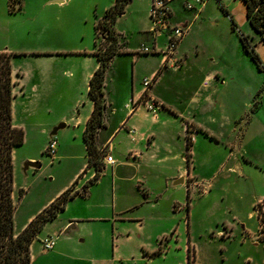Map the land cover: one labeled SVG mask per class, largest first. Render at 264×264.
I'll use <instances>...</instances> for the list:
<instances>
[{"label":"crops","instance_id":"0c3cea01","mask_svg":"<svg viewBox=\"0 0 264 264\" xmlns=\"http://www.w3.org/2000/svg\"><path fill=\"white\" fill-rule=\"evenodd\" d=\"M5 1L9 3V0H0L1 4ZM135 1L126 5L125 13L115 23L120 52L114 55L106 71L104 125L96 138L98 150L111 155L115 164L102 160L103 169L91 184L97 168L89 164L84 134L94 111L89 89L90 80L100 66L95 52L103 43L97 38V19L91 50L54 46L38 55L49 59L46 76L54 89L65 87L63 100L69 101L65 106L70 108L69 112H61L58 121L65 127L54 136L58 142L55 156L49 157L45 152L52 131L42 151L55 167L53 176L66 160V175L57 191L29 213L25 224L16 232L25 229L69 188L79 195L70 199L65 209L37 235L31 246L32 259L38 242L52 237L56 241L53 249L43 250L42 243L38 249L45 255L46 264H57L56 261L59 264H188L189 245L194 248L197 260L194 238L201 233L200 225L210 218L213 222L208 225L216 227L210 232L212 238L218 237L224 244L238 241L243 246H259L258 226L254 228L252 222L257 219L260 225L256 205L262 202L264 206V190L247 188L233 192L228 181L233 175L242 174V159L261 168L264 179V138L257 137L264 136V123L261 122L262 128H252L256 115L251 122L233 119L231 110H225L221 92L236 77L225 67L224 56L219 57L223 64L212 57L207 61L205 58H210L207 50L190 42V27L209 0L204 5H196L195 10L186 6L187 1L193 0L171 2L169 23L186 28L172 54L166 52L168 31H153L149 9L152 0L141 10L144 17L134 19V28L118 29ZM56 2L66 5V0ZM115 3L116 0L109 8ZM178 5L184 12L193 11V19L189 20L188 16L180 19ZM126 34L140 35V43L131 41ZM144 47L150 51L143 52ZM257 51L261 57L264 44ZM0 52L13 55L8 48L0 47ZM232 69L238 71L236 65ZM13 73L16 98L26 93L22 76L14 66ZM147 78L153 81L145 96ZM152 101L161 107L149 110L147 103ZM190 135L193 142L189 153ZM247 144L259 152L251 155L244 151ZM28 160L40 162L35 157ZM57 160L59 164L55 165ZM41 164L43 167L44 163ZM51 180L56 181V176ZM240 202L247 205V214L240 208ZM216 208H220L219 213L210 216V210ZM224 229H229L231 238H220ZM163 237H166L164 242ZM225 250L222 245V253Z\"/></svg>","mask_w":264,"mask_h":264},{"label":"rangeland","instance_id":"374dc122","mask_svg":"<svg viewBox=\"0 0 264 264\" xmlns=\"http://www.w3.org/2000/svg\"><path fill=\"white\" fill-rule=\"evenodd\" d=\"M114 1L66 0V5H63L56 0H25L24 6V0H9V3L5 1L4 4L0 2V47L8 48L13 52L12 56H15L13 66L22 76L26 93L16 97L13 105L14 122L25 132L23 145L17 147L14 152L16 188L14 201L18 207L15 216L17 232L27 221L29 213L37 210L57 191L66 175L67 161H63L64 164L57 167L58 171L55 172L57 175L53 176L54 171L52 170L55 167L49 164L48 156L42 154V151L48 133L60 124L58 122L60 113L65 110L69 112L70 108L65 107L66 104L69 105V101L67 98L63 100L65 87L59 86L58 89H54L46 76L48 71L46 64L49 59L38 55L42 54L44 49L54 46L82 47L91 50L94 47V23L96 19V22L99 21L103 11L109 8ZM147 1L150 0L135 1L127 17L122 20L118 28L120 31L134 28V19L144 17L142 11ZM222 6L235 20L237 31L233 29L232 21ZM149 9L151 10V7ZM177 11L180 19L185 16H188L189 20L193 19L194 12H184L181 5H178ZM189 31L190 42L203 47L210 55V58L209 56L205 58L207 61H210L212 57L223 64L219 57L224 56L225 67L227 66L232 77H236L233 82L229 80V86L222 89L221 95L226 105L224 109L229 112L231 110V116L233 119L237 118L238 121L242 118L244 122H251L256 115L252 128H262L261 122L264 123V71L257 67L251 56L243 49L240 36L249 34L256 50L261 51L263 43L247 19L245 2L243 0H221L220 4L218 0H209L204 11L194 19ZM100 34L99 39L102 41ZM127 35L131 41L140 43V35ZM261 55L264 62V52H261ZM235 65L238 71L232 69ZM231 70L233 73L230 72ZM257 137L264 138L262 134ZM189 139L193 142L191 135ZM244 151L251 155L259 152L251 144H247ZM29 157L40 159L38 161L44 163V166L36 171H25V164L29 161ZM56 164H59L58 160ZM242 164V174H239L241 177L233 175L234 178L228 181L231 184L230 191L234 189L235 192L246 191L247 188L249 190L254 188V191L264 190V179L260 175L261 168L243 159ZM55 176L56 181H52V177ZM217 190L212 194H216ZM21 193L24 195L21 196ZM220 208L210 210V216L219 213ZM240 208L245 210L246 214L248 213L247 205L244 203L240 202ZM199 214L201 217L204 216L201 212ZM211 222L213 218L203 222L199 228L201 233L194 238L198 261L195 260L193 264H248V261L250 264H264V228L260 227L261 223L257 224V219L253 220L252 225L254 228L258 226L256 239L257 243L259 242L258 247H253L251 244L243 246L238 241L224 244L218 237H215L217 239L212 238L210 232L216 230V227L209 226L208 223ZM219 236L222 239H229L232 234L229 229L227 231L224 229ZM44 239L40 240L36 246L32 264H46L45 255L38 252L41 243L43 250H46L43 244ZM222 245L226 248L224 253L221 251ZM247 256L250 258L247 259ZM56 262L59 264L58 261Z\"/></svg>","mask_w":264,"mask_h":264},{"label":"trees","instance_id":"16d2710c","mask_svg":"<svg viewBox=\"0 0 264 264\" xmlns=\"http://www.w3.org/2000/svg\"><path fill=\"white\" fill-rule=\"evenodd\" d=\"M131 0H116V3L109 8L96 24L97 38L102 37L101 47L95 52L100 66L90 80L89 94L94 102V111L90 117L84 134L87 144L89 164L95 165L97 175L90 181L93 183L98 179L103 169L101 157L103 152L98 150L96 144L97 132L104 125V112L106 108L104 100V83L106 71L114 55L120 52L118 33L115 30V23L119 16L123 15L126 5ZM246 4V16L254 32L260 37L264 44V0H243ZM221 4V0H218ZM223 10L230 17L233 29L238 27L222 6ZM243 49L251 56L257 67L264 71V63L260 54L252 44L249 35L240 36ZM14 73L12 65V54L0 52V264H32L31 246L37 235L43 230L48 221L54 220L59 212L65 209L66 203L76 197L78 192L72 193L73 188L66 190L49 207L41 211L30 224L20 233L15 228V213L17 205L14 201V152L23 145L25 132L14 122L13 101ZM192 142L189 139L187 144L190 153ZM89 187V185L87 186ZM23 194L21 193V196ZM256 207L260 209V204ZM259 216L260 213H259ZM264 221V217H263ZM194 248L189 245L188 264H193ZM158 253H154L157 255Z\"/></svg>","mask_w":264,"mask_h":264},{"label":"built area","instance_id":"2783aa9c","mask_svg":"<svg viewBox=\"0 0 264 264\" xmlns=\"http://www.w3.org/2000/svg\"><path fill=\"white\" fill-rule=\"evenodd\" d=\"M174 0H152L151 4V10L150 15L153 22V31L154 32H160L162 30L168 31V43L166 46V52L169 54H172L177 46L179 45V42L182 40L186 33V28L183 25H173L169 23V17H170V4ZM207 0H193V1H187V8L189 10H195L196 5H204ZM150 49L147 47L143 48V52H149ZM152 79L147 78L144 80V89H145V96H147L148 89L152 85ZM149 100H147L148 102ZM138 104V102L135 103V106ZM147 107L149 110L156 111L161 107V104H158L156 102H153L148 104ZM57 139L56 137H52L50 139V142L47 146V154L50 157H54L57 150ZM114 165L115 160L114 158L109 154H103L101 157V161ZM260 204V209H258V214L260 213L261 216H259V222L261 223V228H264V206L262 205V202ZM223 233V232H222ZM162 242L166 241V237H163L161 239ZM55 239L52 237H46L43 240L44 247L46 250H51L55 246Z\"/></svg>","mask_w":264,"mask_h":264},{"label":"water","instance_id":"95a60500","mask_svg":"<svg viewBox=\"0 0 264 264\" xmlns=\"http://www.w3.org/2000/svg\"><path fill=\"white\" fill-rule=\"evenodd\" d=\"M64 127H65L64 125H59L58 127L54 128L53 131L51 132L50 136L51 137L56 136L57 133H58V131L61 130V129H63ZM31 167L34 168V169H40L42 167V164H41V162H31V161H28L25 164L24 170L27 171ZM177 183H179V182H177ZM180 183H181V181H180Z\"/></svg>","mask_w":264,"mask_h":264}]
</instances>
